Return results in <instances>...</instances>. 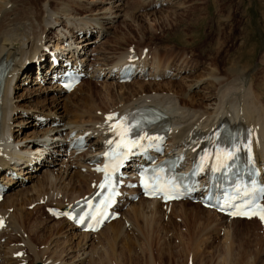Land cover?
<instances>
[{"label":"bare ground","instance_id":"bare-ground-1","mask_svg":"<svg viewBox=\"0 0 264 264\" xmlns=\"http://www.w3.org/2000/svg\"><path fill=\"white\" fill-rule=\"evenodd\" d=\"M158 1H156V4ZM41 3H43L42 6H40ZM17 4L20 5L19 9H17ZM47 8H50V4L47 0H0V63H4L5 67L9 69L8 75L4 81L0 106V172L4 171L6 173L8 171H14L16 173V168H18L17 170H20L23 175L25 174L29 180L37 178L34 171L39 168V165L44 158L49 155L53 156L54 154L65 156L64 152L61 150V145L68 135V133H64L67 132L68 127H70V129L77 130L78 133L85 136L87 141L99 148L102 139V132L106 129L107 125V122L104 121L105 115L110 112L123 113L133 111L138 109L140 105L147 104L158 107L170 115L172 128V132L170 134L171 146L178 144L179 139H184L189 134H191L192 140L195 141L198 140L199 137L204 138L205 140H213L215 139V132H217L220 122L224 120H228L230 123L242 121L252 131V146L255 154L258 158L264 160V113L262 112V110L264 111V104L261 105L258 102L256 93L251 91L250 85H247L246 76H240L238 84H229L230 86L223 89L216 100L214 108L211 111H208L203 109V106H200L196 100V103L194 104V100L192 98L185 97V89L182 85H175L171 81L162 82L163 80H166L167 77L177 75L176 71H178L181 66L177 68L176 65H173L174 63H164V61L155 57L151 61H146L145 57L142 58L144 51L142 50L141 53L139 51L137 52L134 46L128 47L126 51L118 53L111 59L109 56L104 55L106 50L101 49L98 45L97 47H93L92 57H88V52L86 51L89 50L94 43H96L95 41H97V38L88 39L87 34L90 33V29L87 30V28H89L88 26L90 25L80 21L75 22L74 20H69L67 18H57L54 16L55 13L52 14L51 12L47 15ZM80 8H82V6L78 2L74 1V8L72 7V10L78 13L81 11ZM50 10H52V8ZM86 12H88V10H86ZM86 12L84 11V13ZM108 12V14L103 15L102 19L110 24L114 23L116 17L120 18L122 16H118L116 12L113 13L111 10ZM123 16L125 17V15ZM97 24L102 27L104 25L100 22H97ZM56 27H62V30L60 31L61 34L59 32H52L51 37H49L48 34H50V31ZM118 39L125 42V39L122 37ZM46 40H48L47 42L50 44L53 42V49H49L48 51L43 49L42 45L44 41L46 42ZM68 40H70V42L73 40L74 48L67 56H65L66 60L70 56L73 61H76L77 59L74 57V51H77L79 58H81L80 61H85V69L92 68V74L96 78L100 75L103 76V83H106L105 85H103V83L101 84L104 89L103 95L100 97L99 94L93 95V90L88 92L87 102H89L90 109L86 112H83V110L79 112L78 110H71L73 108L75 109L76 106L73 105V103L71 104L68 99L75 95L77 91L85 85L87 90L90 91V84L92 81L88 82L89 80H87V82H82L77 88L73 89V91L67 95H64V92L58 89L57 86L53 85L51 88L45 87L48 91L49 88L50 90L54 89L53 94L56 93V95H50L53 96L52 99H50L51 101H54V103L63 102L67 104V106L64 105L66 108H63V111L69 115V118L66 119V115L63 114L61 116L58 112V105L54 106L56 108L58 107L55 111H53L57 114V117L59 116L58 121H50L48 128H46L43 133H36L37 135L35 134L36 136L39 135L38 137H40L41 140L37 139V141H34V139H32L33 142L24 144L23 148H20V144L18 145L13 139V130L11 129L12 127L9 122L11 115H18L16 110L19 109L17 105L11 104L12 100H10V95H12L13 90L12 82L16 76V80L19 83L25 82L30 76L35 77L37 75L39 80L47 79L46 71L51 66L49 53H59V55H62L59 48L69 47H64L62 45L63 41ZM120 40L118 42H120ZM47 47H52V45H48ZM130 49H134L135 55L139 57V60H142L143 64H150L153 74L158 75L161 82L145 83L141 81H132V85H137V90L130 91L133 92L130 98H126L124 93H118V91H116L117 95L112 98L111 96L114 93V87H112L113 93L111 94V84H115V87L120 90L129 86V84L117 83L115 75L112 74V67L114 63H121L124 61L127 53H130ZM42 50L47 53L48 56L44 57ZM27 53H33L36 57V63L31 67H27L26 61L23 62ZM186 65L184 67L185 71L187 69ZM86 66L88 68H86ZM24 68L28 71L19 76L20 73L23 72L22 70ZM49 78L52 80L51 77ZM199 79L200 78H198V80ZM192 82L194 83V81ZM167 92H169V95L172 92L173 95L171 94V97H167ZM174 95L175 97L172 98ZM117 98H119L120 101L119 105L117 104ZM58 99L59 101H57ZM98 99L100 103L96 102ZM67 100L68 103L66 102ZM174 101L181 107V110L178 111L175 109L176 105ZM195 108H197L196 112L194 111ZM108 110L110 111L108 112ZM187 110H190L191 112ZM35 120L37 121L36 124L43 121L42 116L40 118H36ZM51 135L53 136L51 137ZM46 137L47 140H43V138L45 139ZM94 137L95 140L93 142L90 141V139ZM52 139H57L58 141L52 142ZM35 144L37 145L32 147ZM96 154V152H92L85 155V157L75 158V160L73 158L67 159L63 163L59 164L62 167V171L61 175L57 177H53L55 171L54 169H45V175H42L37 180L38 183H36L35 187H31L30 189L32 192L31 195L34 197H28L29 191L24 188L20 189L18 191L19 193L14 194V197L12 195L3 197L4 199L0 202V220L3 221L4 226L1 229L0 238L3 237L2 234L6 233L5 231L8 229H10V232L7 231L9 234L6 233L8 241L3 247L5 248V251H2V248H0V264H21L24 262L26 264H44L45 262H48V264H82V259L85 257L92 259L90 264H121V261L116 257L118 244L122 241L132 243V238L136 240L140 239L138 237L136 238L134 232V235H130L129 231L126 229V223H129L130 226L134 225L136 230L141 232L143 235L144 241H146L148 248H150L148 250L154 251V249H156L161 257L166 255L165 252L167 250L164 252L163 250L156 248L158 234L161 231H164L165 234L169 232L167 231L168 229L164 228L165 230H163V227L161 228L160 225V218H164L165 215L162 211H160L163 207L167 208V215L171 213L172 216L177 210H179L182 216H184L186 222L187 220L190 221L193 229L202 227L204 229H202L203 231L208 230L210 232H220L221 229H217V227L221 226L225 232L222 245H224L227 250L229 248L227 240L231 233L230 228L233 227L232 225L237 223H246L251 225L255 221L254 219L228 220L227 218L215 214L213 211L201 208L199 205L194 207L196 208L197 213H193L192 210L188 212L185 208L190 204L189 202L171 203L163 206L157 201L140 199L137 204L129 203V207L127 208L128 210L121 213L122 215L118 220H114L111 223L104 225L96 234H82L79 233L78 230L63 217L57 219L59 221L52 224V226H47V222H54V217L47 214L46 221L41 222L33 220L31 213L26 214L23 212L22 206L24 207L25 204L26 206L34 204L35 208L38 206V204L35 206L36 202L39 203L40 200H45V203H53L51 206L49 203V206L46 207L62 210L63 207L68 208L78 200L83 199L85 196L92 193L96 184L100 180V176L92 171L90 167L92 166L91 164ZM25 155H27V157H25ZM52 156H50V158ZM49 162L54 163L51 161ZM72 164L75 165L77 170L72 168ZM81 169H83V172ZM53 178L54 180H52ZM10 180L11 183H5V185L13 187L15 180ZM47 186H49V188H47ZM54 196L56 197L54 198ZM127 206L128 205L126 204V207ZM9 208L13 209L12 214L7 213ZM37 208L39 209L40 206ZM204 214L207 216H204ZM168 217L167 221L170 223L168 227H172L171 235L174 236L175 241L178 242V245H180L181 237L178 234V231L176 232V226H174L175 224H172ZM177 218L178 217H176V219ZM222 221L225 223L228 222L230 225L223 227ZM258 223L264 229V224L260 221H258ZM45 224L47 227H45ZM65 227H68L67 230L72 233L70 238H68V235H66L64 231ZM210 232L209 235L211 234ZM91 238H97L98 240L96 244L94 243L95 245L92 243L88 248L86 244L91 240ZM74 239H79V242L75 247H73L74 245L72 241ZM52 243L53 247L50 248ZM126 245L128 246V244ZM22 250H26L25 255L22 254ZM170 253L171 252H168V254ZM155 254L157 256L156 251ZM172 254L176 253L172 252ZM197 255L199 254H196V256ZM148 260H150L149 257ZM189 261L190 259H188V262Z\"/></svg>","mask_w":264,"mask_h":264},{"label":"rangeland","instance_id":"rangeland-1","mask_svg":"<svg viewBox=\"0 0 264 264\" xmlns=\"http://www.w3.org/2000/svg\"><path fill=\"white\" fill-rule=\"evenodd\" d=\"M74 1L82 6V8H80L81 11L78 13L72 10V7L74 8ZM149 1L152 0H93V2L92 0H47L50 4V8H47L46 12L47 15H49L50 12L52 14L55 13L54 16L57 18H67L75 22L80 21L90 25L87 30L90 29L89 32L93 33L88 39H95V32L98 33L99 31L102 34L101 40L95 41L96 43L92 45V49L99 45L101 49L106 50L104 55L109 56L111 59L118 53L126 51L128 47L134 46L137 52L139 51L141 53L142 50L148 52V54L151 55V60L154 59V57L159 59L163 58L164 63H174L173 65H176L177 68L181 66L178 70L179 72L176 71L177 75L182 73L181 77H175L176 75H173L162 82L171 81L175 85H182L185 89V97L192 98L194 104L197 101L200 106H203V109L211 111L222 90L232 84H238L239 77L243 75V77L246 76V83L250 85L251 91L256 93L258 102L261 105L264 104V11H262L264 10V0H160L158 1L159 4L166 1L165 4L158 8H147V2ZM42 5L43 3L40 4V6ZM19 7L20 5L17 4V9H19ZM51 8L52 10H50ZM104 9H109L113 13L116 12L118 16H122L120 18L116 17L114 23L110 24L102 19L103 15L109 13V10L107 11ZM82 10L85 12L88 10V12L84 13ZM123 15H125L126 18ZM97 22L103 23V27L98 25ZM61 28L62 27H56L51 30L50 34H48L49 37H51L52 32L60 33L62 30ZM121 37L125 39V42L118 39ZM119 40L120 42H118ZM47 41L48 40H46V42L44 41L42 45L43 49H53V42L50 44ZM48 45H52V47L49 48L47 47ZM90 49L91 48L86 51L88 54ZM42 53H44V57L48 56L43 50ZM147 58L148 56L146 55L145 60L149 61ZM25 61L27 67L35 65V54L27 53L23 62ZM185 65L187 66L186 71L184 69ZM173 77L175 78L173 79ZM36 78V76H30L23 83L17 81L13 86L12 95H10V100H12L11 104L17 105L19 108L16 110L18 115H11L9 122L13 130V139L18 145L20 144V148H23L24 144L33 142L32 139H34V141H37V139L41 140V138L38 137L39 135H36L43 133L44 130L48 128L50 121H58L59 116L57 117V114L53 112L58 107V112L61 116L63 114L66 115V119L69 118V115L63 111V108H66L67 104L63 102L54 103V101L50 100L53 97L50 95H56V93L53 94L54 89L50 90L53 85H49L48 81H46L44 86H42ZM198 78L200 79L198 80ZM103 81L104 79L99 81L92 80V82L89 80L88 82H91V90L88 91L85 85L80 88L75 95L70 97L68 99L69 102L76 106L75 109H70L73 111L78 110L79 112L82 110L83 112L88 111L90 109L89 102H87L88 92L93 90V95L99 94V97L102 96L104 89L101 84ZM192 81H194V83ZM105 84L103 83V85ZM45 87H50L49 91L46 90ZM110 87H114V90L113 88L110 89L111 94L114 92L111 96L112 98L117 95L116 91H118V93H124L126 98H130L133 94V92L130 91L137 90V85H132L131 83H129L128 87H124L121 90L117 89L115 84H111ZM167 94V97L173 95L172 92L170 95L169 92H167ZM174 97L175 95L172 98ZM68 100L66 101L67 103ZM57 101H59V99ZM117 101L119 105V98H117ZM96 102L100 103L99 99ZM56 105H58L57 108L54 107ZM175 105L176 110H181V107L177 105V103H175ZM196 110L197 108L194 109L195 112ZM109 111L110 110H108V112ZM187 111L191 112L190 110ZM262 112L264 113L263 110ZM41 116L43 121L36 124L37 121L35 119ZM52 136L53 135H51V137ZM43 140H47V137L45 139L43 138ZM51 141L57 142L58 140L52 139ZM36 145L37 144L32 147ZM50 156L52 155H49L41 161L39 168L35 172L37 178L29 180L20 170H16L18 179H15L12 189L8 191L6 196H13L19 193L18 191L20 189L24 188L29 191L28 197H31L32 192L30 189L31 187H35L36 183H38L37 180L42 175H45V169H54L53 177L60 176L62 167L59 164L66 161V159L59 157L55 161L52 157L50 158ZM25 157H27V155H25ZM49 161L54 163H50ZM72 168L77 170L74 164H72ZM81 171L83 172V169H81ZM23 178L26 180L24 184ZM52 180H54V178ZM6 183H11V180H7ZM17 184H19V186ZM47 188H49V186H47ZM55 197L56 196H54V198ZM49 203L50 202L45 203V200H40L39 203L36 202L35 205L37 206L38 204V206H40L39 209L37 208L38 206L34 208V204L29 206L25 204L24 207L22 206V210L26 214L31 213L33 220L44 222L47 217L46 208L48 207L46 206H49ZM51 205H53V203H50V206ZM197 206L198 205L194 206V204L190 203L185 209L188 212L192 210L193 213H197L196 208H194ZM127 210L128 209H124L123 212ZM160 211L165 214L164 218H160L161 228L163 227V230L168 229L167 231L169 232L165 234L164 231H161L158 234L156 248L164 252L167 250L165 252L166 255L160 257L156 249H154V251H149L148 249L150 248H148V244L144 241L141 232L137 231L134 225H131V227L129 223H126V229L129 231L130 235H134V232L136 238L138 237L140 239L136 240L132 238V243L122 241L118 244L116 257L121 261V264H264V229L257 220L251 225L246 223L233 224V229L230 228L231 233L227 240V244L229 243V248L227 250L225 246L222 245L225 232L221 226L217 227V229H221L220 232L205 230V234L202 227L193 229L190 221L187 220L186 222L179 210H177L173 216L171 213L167 215L166 212L168 210L166 207L161 208ZM12 212V208L7 210L8 214H12ZM204 216L207 215L204 214ZM167 217L170 219L171 223L176 226V232L178 231L181 237L180 245L175 241L174 236L171 235L172 227H168L170 223H168ZM176 217L178 218L176 219ZM58 221L59 220H54V222H47L46 224L47 226H52V224ZM46 224L45 227H47ZM222 224L223 227L230 225L228 222L225 223L224 221H222ZM67 229L68 227H65L64 231L66 235H68V238H70L72 233ZM7 231L10 232V229ZM7 231L5 232L9 234ZM209 232L211 233L210 235ZM6 233H3V237L0 238V248H2V251L5 249L3 247L8 241ZM97 240V238H91L86 245L89 248L92 243L96 244ZM72 241L73 247H75L79 239H74ZM125 243L128 244V246ZM52 247L53 243L50 245V248ZM25 251L26 250H22L23 255L26 254ZM155 251L157 252L158 258ZM168 252L171 253L168 254ZM172 252L176 254H172ZM196 254L199 255L196 256ZM148 257L151 261L148 260ZM188 259H190L189 262ZM82 260V264H90L92 262V259L88 257ZM44 264H48V262Z\"/></svg>","mask_w":264,"mask_h":264},{"label":"snow or ice","instance_id":"snow-or-ice-1","mask_svg":"<svg viewBox=\"0 0 264 264\" xmlns=\"http://www.w3.org/2000/svg\"><path fill=\"white\" fill-rule=\"evenodd\" d=\"M109 119H111V117H109ZM261 219L264 220V215L261 216Z\"/></svg>","mask_w":264,"mask_h":264}]
</instances>
